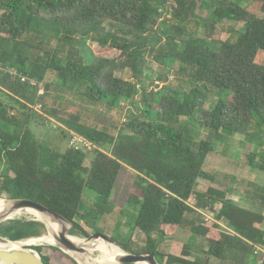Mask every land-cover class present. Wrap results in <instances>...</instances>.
Instances as JSON below:
<instances>
[{"label":"trees","instance_id":"16d2710c","mask_svg":"<svg viewBox=\"0 0 264 264\" xmlns=\"http://www.w3.org/2000/svg\"><path fill=\"white\" fill-rule=\"evenodd\" d=\"M0 10L2 65L40 83L50 73L55 83L47 82L48 90L55 85L110 108L126 102L131 112L112 134L86 124L80 115L57 117L56 110L48 111L42 103L46 93L40 96L38 89L0 72V196L42 203L73 223L72 235L90 237L82 223L93 234L103 232L96 223L114 213L109 200L120 173L129 167L137 178L122 210L131 218L123 222L129 239L139 232L146 242L134 251L125 238L112 237L126 250L153 254L160 264H204L162 252L164 240L183 229L208 257L232 264H248L256 257L264 264V254L257 251L264 247V186L255 188L260 210L248 209L229 198L216 175L205 170L218 133L242 135L254 148L262 145L264 64L257 58L264 53V16L234 0H0ZM168 16L173 20L170 31L161 29ZM227 20L245 24L235 41L216 37ZM192 24L205 38L190 30ZM161 30L167 39L158 46L161 40L153 38ZM95 43L97 51L91 46ZM151 62L177 66L192 87L149 90ZM127 70L137 75V82L120 76ZM211 89L222 96L209 110ZM36 104L57 117L68 136L75 132L97 147L90 165L87 152L70 147L62 152L34 133L33 126H46ZM195 120L196 127L214 137L197 140L189 128ZM247 160L264 171L263 151L253 150ZM86 189L99 196L88 207ZM207 212L225 227L208 224ZM46 229L36 220L12 221L0 225V235L19 241ZM31 248L45 264H77L58 248Z\"/></svg>","mask_w":264,"mask_h":264},{"label":"rangeland","instance_id":"374dc122","mask_svg":"<svg viewBox=\"0 0 264 264\" xmlns=\"http://www.w3.org/2000/svg\"><path fill=\"white\" fill-rule=\"evenodd\" d=\"M237 3H240L242 6L246 7L253 13L264 16L261 12L263 0H234ZM2 11L0 10V13ZM168 21L161 25V29L170 31L171 20L168 16ZM191 31L199 30V37L205 38V33L202 29H198L195 24H192L189 27ZM245 24L243 22H234V21H224L219 26V33L216 37L226 41L231 40L235 41L239 35V31H243ZM160 39L158 46H163L167 36L163 34L161 30L159 37H154L153 40ZM164 40V41H162ZM89 44V43H88ZM54 45H57V41L54 42ZM95 51L98 50V44L91 45ZM258 62L264 64V53L261 52L257 58ZM176 67H168L157 63H149V67L146 71L147 76V88L150 90L156 87L157 82L165 83V87L171 88L175 91L189 90L192 87V84L187 81L186 76L178 73ZM124 79L137 82V75L131 70H127L121 75ZM55 77L48 73L47 80L43 83L44 90L46 91V96L42 99V103L48 109V111L56 110L57 117H69V115H80L83 122L86 124L95 127L100 130L108 131L112 134H117L119 129L125 120L130 118L131 112L129 111V104L126 102H120L117 108H110L105 103L91 104L90 102L84 101L80 95L72 92L71 90H62L57 88L55 85L48 90V83H55ZM140 90V89H139ZM222 96L221 93H218L217 90L211 89L208 94V102L206 108L211 110L215 106L218 99ZM141 107V106H139ZM41 114L46 120V126L44 127H32L34 133L41 139L50 144L52 147L57 148L58 150L64 152L70 147V136L63 125L60 124L59 119L53 117L45 110L41 111ZM198 114V115H197ZM196 118H200L201 112L196 113ZM196 124H191L190 129L194 133L197 140L208 139L212 137L210 130H205L200 127H196ZM3 127L8 128L10 126L2 124ZM198 126V125H197ZM70 134V133H69ZM211 134V135H210ZM67 135V136H65ZM264 135V134H263ZM214 137V136H213ZM212 137V138H213ZM216 137V149L214 153H211L206 161L205 170L211 174L216 175L217 180L220 184L226 187L228 192V197L231 198L236 204L259 211V202L256 197L255 188L257 185L264 186V171L259 170L258 168H253L248 159V154L253 150L263 151L264 153V139L262 145L255 148L248 144L242 135H238L232 132L223 131L218 133ZM94 152V151H93ZM93 152L88 153L86 165H90L91 160L94 158L95 154ZM2 166L0 163V172L2 171ZM137 178V173L126 167L119 175V178L116 183V189L113 195L110 198V203H113L115 206L114 213L105 215L99 222L96 223L98 229H101L103 234L112 237L121 236L129 241L132 250L136 251L145 246L146 238L143 234L135 232L131 235L129 239V228L124 224V220H128L130 217L129 213L122 212L123 208L126 205V201L129 198L130 194L134 192V183ZM200 190L206 191V186H200ZM8 200L9 195L4 194L0 196ZM99 196L89 190H85V203L88 207L92 205ZM4 206V200L0 198V207ZM128 207V205H127ZM126 207V209H127ZM219 205L217 206V209ZM19 221L26 220H35L37 217L29 212L21 213ZM126 215V216H125ZM207 221L208 224L218 223L221 226H225L224 223L219 222L215 219L210 213L207 212ZM79 221V220H78ZM85 229H87L91 234L93 231L89 228L84 222L82 223ZM41 236L48 237L47 240H37L33 239L29 247L33 246H43V247H55L58 248L50 242L52 238L50 237L47 229L43 232ZM81 240L86 239L84 236H75ZM129 239V240H128ZM200 245L197 246V241L192 237L188 230L181 229L171 237H168L164 240L162 247V252L164 254H175L178 256H187L191 260H196L204 264H232L231 260H219L213 257H208L199 250ZM59 249V248H58ZM61 250V249H60ZM62 251V250H61ZM257 251L264 254V247H258ZM63 252V251H62ZM91 252V251H90ZM65 253V252H63ZM67 254V253H65ZM71 257L77 264L79 263L74 257L70 254H67ZM92 258L96 261L102 260V254L99 250H93L91 252ZM257 256V253L254 254ZM61 264V263H60ZM62 264H71L68 261H64ZM248 264H261V260L256 257H252L251 261Z\"/></svg>","mask_w":264,"mask_h":264},{"label":"water","instance_id":"95a60500","mask_svg":"<svg viewBox=\"0 0 264 264\" xmlns=\"http://www.w3.org/2000/svg\"><path fill=\"white\" fill-rule=\"evenodd\" d=\"M8 202L10 203V206L0 215V225L14 221V218L10 217L18 212H35L43 217L42 219L37 218L35 220L44 223L49 235L55 238L56 244L52 245L58 247L63 252L70 254L79 263L81 262L75 254L86 256L89 252L88 249H86L87 244L103 241L107 244L114 245L121 250L122 255L118 259V264H160L155 255L132 253L103 233H94L90 237L84 239L83 244L78 245L71 240V237L75 236L71 234L73 223L62 214L31 199L8 198ZM47 218L51 219L53 222L67 223L69 229L58 233L54 227L46 221ZM42 237L43 236H38L13 241L0 235V264H45L41 255L36 250L29 247L30 243H26L31 239H39Z\"/></svg>","mask_w":264,"mask_h":264},{"label":"bare ground","instance_id":"6f19581e","mask_svg":"<svg viewBox=\"0 0 264 264\" xmlns=\"http://www.w3.org/2000/svg\"><path fill=\"white\" fill-rule=\"evenodd\" d=\"M0 198L2 200H4V206L0 209V215H1L10 206V203L8 202V200H6L2 197H0ZM28 212L35 215L37 218H40V219L43 218L41 215H39L35 212H32V211H28ZM21 215L22 214L20 212H18L16 214H14L13 216H11L10 218H14V221H19V220H21L20 219ZM46 221L50 225H52L58 233L66 231L67 229H69V225L67 223L53 222L51 219H48V218L46 219ZM50 237L52 238V241L50 242V244H56L55 238H53L52 236H50ZM71 240L78 245H81L84 243V240H81L75 236L71 237ZM32 241H33V239L29 240L26 243H32ZM86 249H88V251H89L86 256L75 254L82 264H118V259L122 255V252L118 247L111 245V244H107L103 241H98L96 243H89V244H87ZM93 250H99L102 254L103 259L99 260V261L94 260L92 258V255H91V252ZM144 264H146V263H144Z\"/></svg>","mask_w":264,"mask_h":264},{"label":"built area","instance_id":"2783aa9c","mask_svg":"<svg viewBox=\"0 0 264 264\" xmlns=\"http://www.w3.org/2000/svg\"><path fill=\"white\" fill-rule=\"evenodd\" d=\"M0 72L8 73L11 76L20 79L22 83L28 84L32 86L33 88L38 89V94L40 96L45 95L46 91L44 90L43 83H40L31 77L25 75L21 71H19L17 68H13L10 66H5L0 63ZM166 85L162 82H157L156 87L154 88L155 91H160L162 88H164ZM34 108L41 112L43 105L42 104H36ZM126 121V120H125ZM70 148L76 150V151H85L87 153L93 152L97 149V147L92 144L90 141L82 137L81 135L71 132V138H70ZM206 215V214H205ZM207 216V215H206ZM225 227V226H224Z\"/></svg>","mask_w":264,"mask_h":264}]
</instances>
